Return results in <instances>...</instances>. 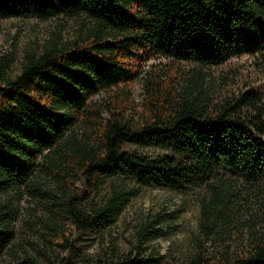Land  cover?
Segmentation results:
<instances>
[{"label":"trees","instance_id":"1","mask_svg":"<svg viewBox=\"0 0 264 264\" xmlns=\"http://www.w3.org/2000/svg\"><path fill=\"white\" fill-rule=\"evenodd\" d=\"M59 14L83 15L93 29L80 41L28 55L14 78L0 74L1 183L29 177L71 120L89 110L90 98L132 81L145 59L211 67L240 53L264 58V0H0V18ZM155 92L149 116L135 124L111 114L97 124L96 145L68 158L84 186L67 205L78 236L113 224L137 194V189L114 188L101 205L84 209L82 203L109 178L182 194L208 193L201 218L207 237L212 215L228 207L229 189L264 193V92L236 88L218 97ZM14 236L0 220V257ZM75 258L70 247L67 258L50 264H76ZM150 263L136 256L88 262ZM192 264H264V235L235 256L211 257L200 249Z\"/></svg>","mask_w":264,"mask_h":264},{"label":"rangeland","instance_id":"2","mask_svg":"<svg viewBox=\"0 0 264 264\" xmlns=\"http://www.w3.org/2000/svg\"><path fill=\"white\" fill-rule=\"evenodd\" d=\"M92 29L93 23L83 15L0 18L1 76L14 78L28 55L38 56L54 45L62 47L80 41ZM158 88L175 95L205 92L213 97L236 88L264 92V58L240 53L223 65L201 67L152 57L140 64L132 81L91 97L89 110L71 120L54 147L37 159L38 165L29 177L14 183L0 182V220L12 227L15 235L1 255L0 264L57 263L69 256L70 247L75 248L76 264L115 261L126 256L149 259L150 264H192L200 249L211 257L235 256L264 235V193L229 189L228 207L212 215L207 237L201 218L208 205V193H176L114 177L89 195L82 203L84 209L101 205L114 188L137 189V194L113 224L78 236L67 205L69 199L84 191V186L68 158L76 150L96 145L100 136L97 124L111 114L135 124L149 116ZM133 149L157 153L152 148Z\"/></svg>","mask_w":264,"mask_h":264}]
</instances>
